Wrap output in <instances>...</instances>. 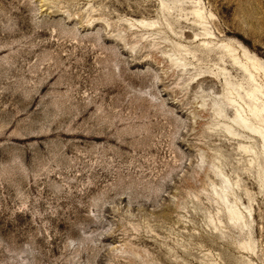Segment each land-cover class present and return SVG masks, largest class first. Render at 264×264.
Segmentation results:
<instances>
[{"label":"rangeland","instance_id":"rangeland-1","mask_svg":"<svg viewBox=\"0 0 264 264\" xmlns=\"http://www.w3.org/2000/svg\"><path fill=\"white\" fill-rule=\"evenodd\" d=\"M248 72L264 0H0V264H264Z\"/></svg>","mask_w":264,"mask_h":264},{"label":"bare ground","instance_id":"bare-ground-1","mask_svg":"<svg viewBox=\"0 0 264 264\" xmlns=\"http://www.w3.org/2000/svg\"><path fill=\"white\" fill-rule=\"evenodd\" d=\"M192 11V14L195 15L199 20L202 19V11H200L198 8H193ZM190 14V12H189ZM195 17V18H196ZM198 20V21H199ZM195 21V20H194ZM204 21V20H203ZM136 24L138 25H149L147 22L143 21V20H135L134 21ZM197 22V21H195ZM200 22V21H199ZM154 23V22H153ZM131 24V23H130ZM133 25V24H132ZM197 25V24H196ZM131 26V25H130ZM200 26V25H199ZM201 28V26H200ZM203 30V29H202ZM206 31V30H205ZM205 33V32H204ZM208 34V33H207ZM203 35V34H202ZM229 45H224L225 49L227 50L228 53H231L230 54V57L232 59V62H234L235 64L239 65L244 71H248L247 69V66L244 64V63H240L238 60H237V57H235V55L232 54V50H230V48L228 47ZM227 53V54H228ZM234 53V52H233ZM243 55L246 57L247 61L251 62V65L252 67L254 68L256 65L255 63V60L250 57V56H247L245 54V52L243 51ZM229 56V55H228ZM239 59V58H238ZM248 78H249V81L252 82V85L249 87L248 91L246 92V97L250 100L249 104L247 105V109L251 112V114L254 116V117H258L260 113H264V103H258L255 99L256 97V94L260 91V86H258L251 74L248 72ZM230 98V97H228ZM231 99V98H230ZM228 100V99H227ZM231 104V102L229 103V105ZM236 107V106H235ZM234 117L232 118L231 121H233L235 124H237L238 126L242 127V128H246L250 131H252L253 133H257L261 138H262V141L264 142V133L258 128V127H254L253 124H250L246 119H244L243 117L240 116L239 112L237 110H235V115H233ZM230 133V132H229ZM244 147V146H243ZM241 147V148H243ZM248 147V146H247ZM247 150V148H244ZM243 149V150H244ZM222 198V197H221ZM220 199V197H219ZM223 203V202H222ZM231 206V205H229ZM228 206V215H229V221H232L231 219H233L235 222L238 221L240 219V216L238 215L237 213V210L232 208V207H229ZM236 210V211H235ZM240 221V220H239ZM242 221V220H241ZM239 223V222H238Z\"/></svg>","mask_w":264,"mask_h":264}]
</instances>
